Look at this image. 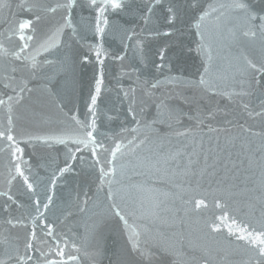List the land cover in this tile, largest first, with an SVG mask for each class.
<instances>
[{
    "label": "snow or ice",
    "instance_id": "6c2138e0",
    "mask_svg": "<svg viewBox=\"0 0 264 264\" xmlns=\"http://www.w3.org/2000/svg\"><path fill=\"white\" fill-rule=\"evenodd\" d=\"M20 7L22 10L32 12L38 5L27 3V0H21ZM76 7H86L91 15L86 22V30L93 33L97 42L87 45V52L84 53H65L59 63L65 76L68 73L74 75L76 60L87 64L91 58H95V72L92 82L89 85L88 101L86 103V118L84 120L73 117L72 119L81 130V134L72 138L73 147H68V140L63 136H28L23 141L30 144L33 140L41 141L48 147L53 143L64 145L67 149L64 166L57 167L53 173L48 176L47 181H39L32 174L31 168H25L27 161L23 160L24 148L21 147V141L17 139L16 128L13 118L14 104H20L25 100V94L32 93L30 88V79H35L38 73L43 72L41 63L36 61L35 56H29V50L32 45L29 41L34 39L32 35H26V31L33 29L32 19H21L17 21L12 35L18 36L19 43L13 51L0 43V58H12V66L9 72L7 66L4 68L3 87L11 89L13 95L5 93L6 99L0 97V107H6L7 120L6 126L0 127V141L7 144V151L10 156L12 168L9 170L10 179L8 184L18 178L31 201L32 211L31 225L25 223L22 218L12 217L6 219L5 223L10 228L23 227L25 235L23 237V251L21 252L17 244L11 254H6L5 258L0 259V264H75L78 256L72 252H66L69 243L61 235L57 234L55 224L48 219V213L55 206V195L57 182L66 173L73 170V163L77 159L84 163V157L77 156L87 150L92 157L95 168L98 166V176L100 189L108 184L106 198L111 201L109 205L111 214L123 223V231L126 233L125 255L134 257L135 264H226L227 249H222L225 255L219 261L215 260L212 247L201 246L203 255L196 260L191 261L184 259V225L185 218L189 217L192 212H198L201 208H206L204 198L195 199L194 208H185L184 215L180 216V209L167 206L168 201L174 202L179 197L178 192H161L160 189L150 186L147 182L132 185L141 199L135 209L129 210L124 198L120 197L122 203H117L119 190L113 191L112 185L119 183L117 177V161L128 154H135L137 149L141 148L147 142V137L141 139V129L151 128L146 121L138 120L134 104L136 103V94L139 91L142 95H152V90H158L162 81L141 80L139 75H135V86L127 90L122 87L117 89V95L123 94V97L129 101L128 114L131 115L133 122L137 125L131 129H124L130 138L127 143L119 137L113 139L111 147H106L104 142L97 136L99 102L102 91L105 88V61L109 58L107 49L104 47L105 38L110 35H118L125 49L132 47L135 43V50L139 54V62L144 63L146 53L144 52L143 35L145 31L154 36H163L166 39H172L181 32V25L189 24L185 19L189 10L198 12L193 15L190 26H194L195 35L199 36V42L196 44V51L203 55V71L198 81L199 85H205L207 91H212L213 85L205 77L208 75L210 65L213 60L211 45L207 43L211 38H223L227 32V39L230 46L235 47L236 72L240 79L232 76V80L238 85L239 90L225 93L229 100L238 98L239 107L242 114L247 118L243 123L237 120L235 123L232 119H226L225 123L232 127L238 128V133L234 136H226L225 142L220 141L219 133H229L230 128H214L209 123L207 125V135L203 133L204 119L197 117V124L194 127L200 128L197 135L193 128H185L183 131H175V136L183 137L187 143L178 148L175 152L168 154L162 159L153 160L151 157H136L135 163L129 160L128 164L132 165V170L138 167H147L149 173L155 170L159 174L163 167L165 175H171L178 178L174 181V187L181 192L184 191V184L191 186L195 183L200 186L203 181L210 184L215 183L216 187L213 194L215 208L219 209L221 214L214 216L210 221H205L204 227L207 229L201 239L211 240L217 244L226 241L229 246L235 242H241L244 251L249 255L246 264H264V59L257 63L251 58L249 48L259 45L262 56H264V0L258 4L252 3V0H222V2L209 4L204 8L201 4H188L187 7L182 0H141V4H136L133 0H64L63 3H57L55 6L49 5L46 11L57 13L62 10L65 14L61 16V21L57 24L54 36L63 35L65 28L71 29L73 36L78 34V29L73 25L72 11ZM123 15L132 17V19L113 20L112 17ZM137 17L143 25H153V18L161 21L159 26L151 28H140L130 25H136ZM41 20L40 15H35V21ZM209 25L212 26L209 31ZM164 28L162 32L160 29ZM11 39V37H9ZM59 48L61 45L56 44L53 38L40 43L36 49L51 52L52 46ZM70 47V46H69ZM171 51L168 46H162L157 56L160 63L152 61L156 69L163 70L166 62L167 53ZM31 63H27L28 60ZM112 60L123 62L125 55H112ZM44 65H52L53 61L45 59ZM136 69L126 73L131 79ZM16 73H20L18 80ZM27 73V75H25ZM251 73L249 76L248 74ZM259 74V77H257ZM45 80L51 84L53 80L56 83L51 84L47 89L50 96L59 95L57 92L60 81L56 77L45 74ZM166 80L176 83H185L178 76L166 77ZM75 81L73 80V85ZM119 84V78H117ZM66 86V85H64ZM255 86L261 89L259 110L250 107L249 103L244 102V97L254 94ZM62 107V105H60ZM159 107V106H158ZM142 111V110H141ZM172 110H169L171 113ZM192 117H190L191 119ZM209 121L215 119V114L208 111L205 117ZM112 119V117H109ZM259 119V125H251L247 120ZM179 123V119H177ZM213 141H215L213 143ZM239 142V144H237ZM233 151L234 149H237ZM127 149V152H125ZM106 153L107 157L102 160L101 154ZM126 165H120V175L125 174ZM27 171V174H26ZM13 172L15 174H13ZM39 184L43 185L42 194L37 191ZM163 196L164 199H160ZM0 197H6L5 203L0 205V211L5 214L10 213L8 202L15 204L13 196L9 192H0ZM229 202L242 204L250 210H254L259 205L260 219L256 224L247 221L238 220L229 209ZM189 203V201H185ZM85 206L87 200L84 201ZM123 204V206H122ZM81 212L86 208H80ZM137 219L142 221L140 225L132 226L129 224V215H136ZM72 214L69 213V217ZM103 223L96 224L94 227L99 228ZM48 238H51V242ZM19 239V237H17ZM191 245V241H189ZM179 245V247H177ZM75 252L80 249L76 243L71 244ZM39 253V256H35ZM58 259L50 258L52 255ZM175 257V259H170ZM120 264H128L126 260H121Z\"/></svg>",
    "mask_w": 264,
    "mask_h": 264
},
{
    "label": "water",
    "instance_id": "95a60500",
    "mask_svg": "<svg viewBox=\"0 0 264 264\" xmlns=\"http://www.w3.org/2000/svg\"><path fill=\"white\" fill-rule=\"evenodd\" d=\"M64 0H27L29 5L35 4L38 7L32 12L21 9V0H0V43H3L9 51H13L16 45L23 43L19 41L18 36L12 35L17 21L21 19H32L33 29L26 31V35L34 36L29 44L32 48L29 50V56H35L36 61L42 64L43 72L38 73L35 79H30L29 87L33 92L25 94V100L20 104L13 106V118L16 128L17 139L21 141V147L24 148L23 160L27 161L25 168H31L32 174L39 181H47L56 168L63 167L67 149L64 145L53 143L52 147H48L41 141L33 140L30 144L23 143L28 136H63L68 140V147H73L72 138L81 134V130L72 119L84 120L86 118V103L89 95V85L95 72V58L92 57L87 64L76 60V68L74 75L68 73L65 76L60 66V59L65 53H84L87 52V45L97 42L93 33L86 30V22L91 13L86 7H76L72 11L73 25L77 27L78 34L73 36L71 29L65 28L63 35L54 36L57 24L61 21V16L65 13L58 10L57 13H49L46 8L57 3H63ZM133 0H129L132 3ZM136 4H141V0H134ZM187 7L188 4H201L207 8L209 4L222 2V0H182ZM260 0H252V3L258 4ZM191 9L185 17L189 24L181 25V32L177 33L172 39H166L163 36H154L145 31L142 33L144 39V52L146 60L144 63L139 62V54L135 50V43L132 47L125 49L118 35H110L105 38L104 47L107 49L109 58L105 61V88L102 91L101 100L99 102V118L97 121V136L102 140L106 147H111L113 139L119 137L127 143L130 138L124 129H131L137 125L133 122L131 115L128 114L129 101L123 97V94L117 95V89L122 87L127 90L129 87L135 86V75H139L140 79L147 81H162L158 90H152V95H142L139 91L136 94V108L139 115L138 120L146 121L151 128L141 129V139L145 136L147 142L137 149L136 153L128 154L121 157L117 161V177L119 183L113 184V191H117V203H122L120 197L124 198V203L128 209H135L141 195L132 189V185L147 182L150 186L158 188L161 192H178L179 197L167 202V206L180 209L179 215H184V209L194 208L195 199L204 198L207 205L198 212H192L189 217L185 218L183 228L184 251L186 253L184 259L191 261L193 257L196 260L203 255L201 246L212 247L215 251L213 255L216 261H219L227 249L226 264H246L249 255L244 251L241 242H235L231 246L226 241L217 244L211 240L201 239L207 229L204 227L205 221H210L214 216L221 214L220 210L215 208L213 202L215 183L203 181L200 186L193 183L191 186L184 184V191L181 192L174 187V181L178 182V178L171 175H165L163 167L159 174H155V170L149 173L147 167H138L132 170V165L128 164L131 160L135 163L136 157H151L153 160L162 159L168 154L175 152L178 148L187 143L183 137L175 136V131H183L185 128H193V131L199 135L200 128L194 127L197 124V117L204 119L203 133L205 139L207 135L215 137L216 133H208L207 125L210 123L214 128H230L229 133L221 132L220 141L223 144L226 136H234L238 133V128L232 127L225 123L226 119H232L235 123L239 120L243 123L247 118L242 114L239 107V99L233 98L229 100L225 93L238 91V85L232 80L235 75L239 80V74L236 72L235 61L233 57L236 55L235 47H231L227 37V32L223 38H211L207 43L211 45L213 60L210 65L206 80L213 85L212 91H207L205 85H199L200 74L203 71L202 63L203 55L196 51V44L199 42V36L195 35V28L191 21L193 15H198ZM35 15H40L41 20L35 21ZM113 20L132 19V17L123 15L113 16ZM153 25H143L137 17V31L140 28H151L159 26L162 22L153 18ZM209 31L212 26L209 25ZM162 32L164 28L160 29ZM11 37V39H9ZM56 44L61 45L57 48L52 46L51 52L40 49L36 51L39 44L45 40L53 38ZM70 46V47H69ZM162 46H168L171 51L167 53L166 62L163 70L156 69L152 61L160 63L157 56L158 50ZM251 58L259 63L262 56L259 45L249 48ZM112 55H125L123 62L111 59ZM52 60V65H44L45 60ZM27 63H31L29 59ZM8 67L9 72L12 66V58H0V97L6 99L5 93L13 95L11 89L3 87V77L5 75L4 68ZM135 68L137 71L130 79L126 73ZM55 76L60 81L57 92L59 95L50 96L47 89L51 84L56 83L53 80L48 83L44 75ZM18 80L20 73H16ZM27 75V73H25ZM249 76L251 73L248 74ZM178 76L185 83H169L166 77ZM259 77V74H257ZM119 78V84H117ZM262 83H264V78ZM73 80L75 84L73 85ZM66 85V86H64ZM261 89L255 86L254 94L244 97V102L249 103L250 107L259 110ZM62 105V107H60ZM159 106V107H158ZM142 110V111H141ZM169 110H172L171 113ZM208 111L215 114V119L208 120ZM112 117V119H109ZM190 117H192L190 119ZM179 119V123H177ZM7 109L0 107V127L6 126ZM248 124L259 125V119L247 120ZM215 141H213L214 143ZM239 144V142H237ZM234 149L233 151H236ZM127 152V149H125ZM83 156L85 162L81 163L77 159L73 163V170L66 173L57 182L55 206L48 213V219L55 224L57 234L61 235L69 243L66 252H72L78 256L75 264H120L121 260H126L128 264H135L134 257L126 256V233L123 231V223L111 214L109 205L111 201L106 198L108 184L99 187L98 166L93 167L92 157L87 150L77 153V156ZM107 157L106 153L101 154L102 160ZM126 165L125 174L120 175V165ZM12 168L10 156L7 151V144L0 141V192H9L16 201L15 204L8 202L10 205V213L5 214L0 211V259L5 258L6 254L13 252L14 246L17 244L23 251V237L25 229L17 227L10 228L5 223L6 219L12 217L22 218L25 223L31 225V212L35 213L31 208V201L25 191L21 179L8 184L10 179L9 170ZM13 174H15L13 172ZM27 174V171H26ZM37 191L42 194L43 185L39 184ZM160 199H164L160 196ZM6 197H0V205L5 203ZM87 200L85 206L84 201ZM189 201V203H185ZM229 211L235 215L238 220L247 221L256 224L260 219L259 205L254 210L244 207L242 204H234L229 202ZM123 206V204H122ZM80 208H86L81 212ZM69 213L72 214L69 217ZM136 215H129V224L137 226L142 223ZM103 221L99 228L94 227ZM19 237V239H17ZM51 242V238H48ZM191 241V245L189 244ZM75 242L80 251L75 252L71 248V244ZM179 247V245H177ZM39 256V253H35ZM50 258L58 259L53 254ZM170 259H175L172 257Z\"/></svg>",
    "mask_w": 264,
    "mask_h": 264
}]
</instances>
